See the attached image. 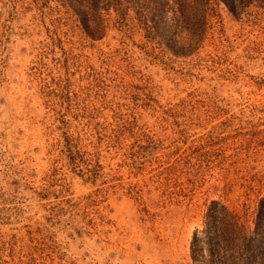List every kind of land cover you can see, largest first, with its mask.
Instances as JSON below:
<instances>
[{"label": "rangeland", "instance_id": "1", "mask_svg": "<svg viewBox=\"0 0 264 264\" xmlns=\"http://www.w3.org/2000/svg\"><path fill=\"white\" fill-rule=\"evenodd\" d=\"M94 1L0 0V264H191L209 200L264 197V4L176 54Z\"/></svg>", "mask_w": 264, "mask_h": 264}, {"label": "trees", "instance_id": "2", "mask_svg": "<svg viewBox=\"0 0 264 264\" xmlns=\"http://www.w3.org/2000/svg\"><path fill=\"white\" fill-rule=\"evenodd\" d=\"M84 0H70V5L83 23L86 32L88 18L83 13ZM102 6L112 3L120 12L131 8L146 35L176 54H186L197 46L205 31L210 4L222 2L232 13L246 5L264 0H95ZM251 226L217 200L204 207L201 225L194 228L189 240L191 264H264V197L254 208Z\"/></svg>", "mask_w": 264, "mask_h": 264}]
</instances>
